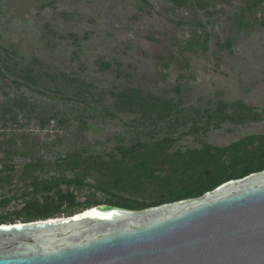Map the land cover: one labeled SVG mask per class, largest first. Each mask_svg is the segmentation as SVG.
<instances>
[{
    "label": "rangeland",
    "instance_id": "374dc122",
    "mask_svg": "<svg viewBox=\"0 0 264 264\" xmlns=\"http://www.w3.org/2000/svg\"><path fill=\"white\" fill-rule=\"evenodd\" d=\"M128 89L169 101L170 118L118 110ZM239 106L260 120L206 124ZM249 136H264V0H0V216L32 179L79 175L61 162L69 154L106 161L118 146L171 138L173 153Z\"/></svg>",
    "mask_w": 264,
    "mask_h": 264
},
{
    "label": "water",
    "instance_id": "95a60500",
    "mask_svg": "<svg viewBox=\"0 0 264 264\" xmlns=\"http://www.w3.org/2000/svg\"><path fill=\"white\" fill-rule=\"evenodd\" d=\"M0 264H264V171L139 211L0 225Z\"/></svg>",
    "mask_w": 264,
    "mask_h": 264
},
{
    "label": "trees",
    "instance_id": "16d2710c",
    "mask_svg": "<svg viewBox=\"0 0 264 264\" xmlns=\"http://www.w3.org/2000/svg\"><path fill=\"white\" fill-rule=\"evenodd\" d=\"M175 8L186 6L187 0H168ZM115 107L143 116L166 120L171 116L169 101L142 96L136 89L115 95ZM239 106L233 115L222 109L206 114V124L214 119L242 124L246 119L259 121L258 113ZM218 125L216 124L215 127ZM199 128L189 129L197 133ZM175 143L164 138L151 143H137L116 148V156L108 160L81 157L77 153L62 159L64 168L81 173L69 179L51 177L30 182L29 196L19 210L0 216V225L27 223L53 218L70 217L96 206L139 211L166 203L195 199L221 184L264 171V136H249L227 147L202 145L200 149L169 153ZM31 166V165H30ZM90 171L98 176L93 183H84ZM86 187L102 193L103 200L94 197L78 203L73 192L62 187ZM25 194V195H26ZM24 196V195H23Z\"/></svg>",
    "mask_w": 264,
    "mask_h": 264
}]
</instances>
